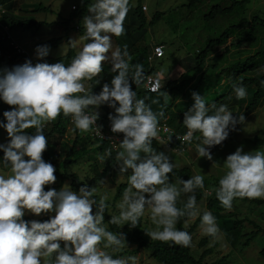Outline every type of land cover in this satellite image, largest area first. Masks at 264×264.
<instances>
[{"label":"clouds","instance_id":"9594fccd","mask_svg":"<svg viewBox=\"0 0 264 264\" xmlns=\"http://www.w3.org/2000/svg\"><path fill=\"white\" fill-rule=\"evenodd\" d=\"M0 4L6 10L0 17V37L4 40L9 32L17 39L12 32L14 27L6 20V16L16 13L8 9L6 2ZM73 6L72 10L76 8ZM129 11L130 0H93L88 4V14L82 19L84 34L77 39L69 38L67 44L75 48L78 41L84 42L68 65L33 64L26 60L11 68H0V100L10 106V110L3 112L4 121H0V128L7 133V142L0 143V151L3 163L9 166L8 174H0V264H138V257L114 258L108 251L127 247V240L125 233L113 232L104 223L110 208L107 192L98 193L97 186L87 183L78 191L68 184L59 191L45 190L57 180L55 166L43 159L48 146L44 133L47 124L63 114L71 117L75 129L81 132L94 129L104 138L103 126L97 124L99 111H90L102 105L114 109V114L108 116L111 132L123 134L115 156L119 174L130 173L122 199L116 204L119 214L109 215L108 224L120 228L128 224L135 228L148 210L154 227L144 233L152 240L191 247L192 235L177 228V223L185 217H199L202 233L214 239L219 237L217 218L209 210L201 213L197 204L195 192L204 189V176L197 174L187 180L177 177L170 181L176 164L164 151L153 147V140L166 145L159 136L160 120L165 118V112L154 111L146 103L147 98H137V92L144 89L143 65L131 63L127 45L123 49L113 46L114 37L126 34ZM78 19L70 22L71 30L79 28L80 24H74ZM35 52L37 59L43 60L50 48L38 45ZM105 63L111 65L115 75L110 83H103L98 94L90 92L84 81L99 76ZM233 92L237 100L248 95L242 81L233 84ZM161 95L165 101L170 98L165 91ZM192 98L194 103L183 119L187 131L177 139L188 143L199 141L195 145L199 158L215 164L211 149L221 145L230 130H235L246 118L234 116L227 104L217 106L206 102L197 92H192ZM163 130L173 133L167 126ZM171 139L169 135L168 140ZM175 146L177 143L171 144L172 151ZM98 159L103 160V156ZM223 167L225 172L214 189L222 207L230 210L236 199H264V150L244 152L241 145L227 155ZM98 184L109 187L104 179ZM182 196H186V201L178 207ZM26 214L35 217L47 214L48 219L26 220Z\"/></svg>","mask_w":264,"mask_h":264},{"label":"rangeland","instance_id":"374dc122","mask_svg":"<svg viewBox=\"0 0 264 264\" xmlns=\"http://www.w3.org/2000/svg\"><path fill=\"white\" fill-rule=\"evenodd\" d=\"M187 0H143V5L147 6V10L144 9L145 15L148 19V21L151 19V17L155 14V12L163 11L167 15L176 12L179 7L186 3ZM84 0H7L6 6L11 12H14L16 14H26L29 13L27 16L30 18H33L35 20H40L46 22L42 27L39 28H24L22 26H15L12 29V32L14 36L17 38L16 40L24 45V47L29 51L31 54L32 59L34 62H37V56L35 49L38 45H46L43 44V41H46L48 39H51L56 36L60 35H66V30L64 29L63 21L65 20V17H69L71 15V12L73 11V5H77V8H81ZM40 3H43L46 7H48L46 12H34L32 9H35L39 6ZM138 3V0H130V11L133 9L132 7H135ZM24 8H27V12H24ZM130 11L127 15L126 20H129ZM180 11H187V8L185 7V10ZM254 13H259L264 16V0H252L251 3L248 6L247 14L248 16H251ZM88 14V12H87ZM86 14V15H87ZM181 15L184 14V12L180 13ZM173 15V14H172ZM82 19H78L76 23L74 24H81L82 25ZM197 20V19H195ZM198 22H195L192 20H186L185 23H179L180 29L175 32L174 29L171 27L169 23L166 22L165 19H161L159 22H157L154 26L149 27L147 26L146 31L148 32L144 36V40L147 41H157L164 43V58L159 60L160 65H156L157 70H161L164 72V77H162L163 85H167L170 83V81H174L173 84H170L171 86H175L181 78H188L192 75H195L194 70H190V73H187L185 70L187 68L192 67L194 65V57L197 48H199L204 43V39H206L208 36H210L212 33L208 32L205 34L204 39H202L203 36L200 37V29L197 24ZM73 24V23H72ZM73 24V25H74ZM38 29V30H37ZM74 29V28H72ZM71 33L68 32L71 39H77L80 35H83L82 33L78 32L76 30H71ZM84 41H78L77 47H75L76 51L78 52L79 47L82 46V43ZM68 41L63 38V40H59V43L56 46H51V44H47L50 48L49 55L50 57H60L64 54H66L69 50L70 44H67ZM258 42L254 45H249L246 42H242V44H238V39L235 37H231L226 45L228 47L233 46L229 49L228 52H225L224 58L218 62V69L212 70L210 68L209 72H205V84L203 85V88L205 89V96H209V94H212L214 99L216 100L219 98V91L224 89L227 82H225L224 76L222 74H219V71L221 67L230 65L234 62L244 60L246 57H248L251 54H254L256 51L260 50L261 48H264V43ZM3 44V43H2ZM124 43L123 39L120 37H114L113 38V46H120L121 49H123ZM5 46V50L10 54V56L15 57L17 54L13 52V50L6 44H3ZM128 47V46H127ZM128 51L130 55L132 56L131 63L134 64L135 62V56L136 54L134 52H137L140 54L139 51H133V47L129 48ZM190 51V52H189ZM225 51V45L217 48L214 50L206 59L205 67L200 70L197 80L190 84L187 88L191 89V85H195V83L198 81L200 75L207 69L208 64L212 63L214 61V57L220 54H223ZM191 53V54H190ZM194 56V57H193ZM20 58H17V64H23L25 60L23 57L19 56ZM155 62V61H154ZM154 62H148L149 66H153L152 64ZM146 63V62H145ZM215 63V61H214ZM213 63V64H214ZM7 67L11 65L10 62L5 63ZM149 68V67H148ZM262 70L259 71L261 73ZM106 72V75L110 77L107 83H110L112 76L115 75L111 71V65L105 63L104 70L99 74V76L94 77V80H99L101 82L104 80V74ZM184 72V74H183ZM184 75L183 77H181ZM197 75V74H196ZM92 81H84L86 89H88L90 92H93L92 89L96 88L91 83ZM134 85V84H133ZM169 85V86H170ZM186 88V89H187ZM102 89V86H98L97 89H95V93H99ZM168 89V88H167ZM166 90L163 89V91ZM216 93H215V92ZM250 91V92H249ZM188 92V91H187ZM252 92H254V88L252 90L248 89V97L249 99L252 98ZM161 94H154L152 95H146L144 98L146 99V102L148 101L149 104H151L154 111H163L165 110L169 104L172 102L169 98L167 104L160 96ZM210 98L212 96H209ZM209 98V99H210ZM156 100L158 103L153 104L152 101ZM235 93H233L229 99L225 101V104L228 105V108L232 107V104L236 101ZM234 101V102H233ZM194 101H191L188 107L193 105ZM187 105V100H182L180 104L174 105L173 109H183ZM187 107V106H186ZM168 109V108H167ZM166 109V110H167ZM238 107L229 109L234 116L238 118L239 115H241V112H238ZM171 116H174V122L178 125L181 118L179 115H174L173 112H171ZM176 114V113H175ZM0 121L1 115H0ZM55 121H52L47 124L45 128L50 129ZM175 124V126H177ZM67 131L65 133V136L61 140H57L54 137L51 139L50 144L48 147L50 149H53L54 152L59 157L58 162V169L59 171H63V159L65 158L67 151L72 146L74 139L76 138V129L72 121L70 119L67 120ZM90 131L88 132H79L81 140L78 144V147L81 145L88 147L87 149L89 152H87L85 155H83L81 158H79L78 163L72 165L70 167L71 172H75L80 175L82 180L90 181L94 177V173H96V170L102 171L104 168L108 167L109 172L102 178L107 181L108 186L105 188L103 185H99L98 181L96 182L95 186L98 188V193H104L107 192L108 195V203L110 204L109 211L112 215H118L119 210L116 208V204L122 199V194L120 196H117L118 188L123 183L126 184L127 187V176L130 173H126L123 175L119 174L118 166L115 161V156L117 151L119 150V144L117 148L113 147L111 144L105 147V150L102 151L100 149V141L101 139L94 140V143L90 144L88 143V137L90 135ZM92 134V133H91ZM199 135V133H197ZM261 136L264 137V105L256 110L254 113L250 114V116L246 117L245 122L243 124H237L235 130H230L229 137L215 150L211 149V152L213 154V160L216 162L213 164V161H209L206 158H199L197 152H196V143L199 141L193 140L192 143H189L186 151H182L183 153H175L172 151L170 145H161L162 148L165 150L166 154H168L173 163L176 164V168H182V167H189L193 171V175L201 174L204 176V180L208 179L215 180L219 179L225 172V169L223 167V162L226 159L227 155L232 154L235 152L237 147L243 146L244 152H250L254 151L256 149L264 150V146H258L254 143L247 142V138L254 137V136ZM91 140V137H90ZM7 142V133L4 131V129L0 128V143H6ZM109 150H111V155H109ZM98 156H103V160L98 159ZM46 161V160H45ZM47 162V161H46ZM9 172V166H6L2 159L0 160V174H8ZM177 177H171L170 181L174 182ZM101 180V179H100ZM70 180L61 181L59 177H57L56 183L53 184L54 188L59 191L63 185L68 184L69 185ZM217 184L208 185L206 186V196L205 199L202 201V203L199 205L200 211L203 212L204 210H209L213 213V215L217 218V224L219 225V228L221 225L228 219V217L232 218H240L243 220L242 224L247 227V230L250 228H253L254 225L250 224L245 220L248 216H250L254 222H256L261 227H264V205L255 206L248 202L243 201H234L233 206L230 210L225 209L221 206L220 202L216 199L215 195V187H217ZM181 198L185 199L186 196H182ZM212 201V208L208 206L207 204L209 201ZM252 205L253 209L250 208ZM217 209V210H216ZM235 213V214H234ZM32 216L31 214H28ZM47 214H43L39 217L32 216L34 219L40 218L42 216H46ZM218 215V216H216ZM142 219V225L144 227L153 228L154 225L151 223L150 219V212L148 210L145 211V215L141 218ZM196 218L191 219L189 222H194ZM108 225L107 223H105ZM126 225V224H125ZM125 225H123L121 228H124ZM109 228V226H108ZM221 229V228H220ZM256 227H254V230ZM110 230V229H109ZM192 253L195 257L199 258L202 252L205 249L212 248V252L205 257V261L207 263H213L218 261L222 258V256H226L227 259L222 264H264V258L260 255V250L264 246V231L260 232L259 235L252 241V243L243 251L238 250L235 248V246H232L229 244L225 234L223 233L221 229V233L218 238H210L209 242L205 245H201V240L204 237H207L204 235L201 231L200 226L195 230V232L192 235ZM127 240V239H126ZM135 246H132L127 241V247L118 250V251H112L111 249H108L109 252L112 254L119 253V256H135L138 257V264H161L154 260L149 252L145 251L144 249L140 250L139 252L135 254L126 253L127 250L134 249ZM118 256V257H119Z\"/></svg>","mask_w":264,"mask_h":264},{"label":"trees","instance_id":"16d2710c","mask_svg":"<svg viewBox=\"0 0 264 264\" xmlns=\"http://www.w3.org/2000/svg\"><path fill=\"white\" fill-rule=\"evenodd\" d=\"M6 1L7 0H0V2ZM251 1L252 0H187L186 3H183L176 12L171 13L169 15H167L163 11L157 10L155 14L151 17V19L148 21L143 9V0H138L137 5L135 7H132L133 9L130 11L131 15L128 16L129 20H125L126 34L121 36L120 38L123 39L124 43H126L129 48L133 47V51L140 52V54L134 52L136 54L134 64L143 65L144 75L148 73L152 74L155 71H158L156 69V65H160L159 60L164 58L165 55L161 57L154 56L152 62H155L152 64L153 66H149L148 62H150V54H152L156 46H164V43L157 42L156 40L151 41V39L150 41L146 42V40H144V36L148 33L146 31L147 26L152 27L161 19H165L166 22L171 25L174 31L177 32L180 29L179 23L183 24L186 22V20H192L194 21V24L195 22H198L197 24L200 29V37L203 36L202 39L206 38V33L211 32L212 34L206 39H204L203 45L197 48L195 57L193 56L194 65L192 67L187 68V70H185L186 72H189L193 69L195 75L198 74L200 70L205 67V62L208 56L218 47L225 45V51L223 52V54L214 57L215 64H212L211 66L207 67V69L203 72V75L197 84V86H203L205 84V72H209L210 68H212L210 71L218 69V62L224 58L225 52H228L230 49L228 45H226V43L231 37L238 38V44L246 42L249 45H254L258 42L264 41V16L259 13H254L251 16H248L247 14L248 6ZM92 2L93 0H84L81 8H77L78 6L75 5L76 8L71 12V15L69 17H65V20L63 21L66 30V35L53 37L51 39L43 41V44H51L56 46L59 43V40L61 41L63 40V38L69 41L70 36L68 32L71 31L70 22L75 18H83L87 14L88 4ZM185 7L187 8V11H180L185 10ZM47 9L48 7L43 5V3H40L39 6L32 11L46 12ZM27 10V8H24V12H27ZM182 12H184V14L181 15L180 13ZM6 20L12 25V27L22 26L24 28L36 29V27L39 28L40 26L42 27L44 24H46V22L44 21L35 20L27 15L21 14L8 15L6 16ZM77 30L80 33L84 34L85 30L83 26H81V24L79 25V28ZM2 43H4V40H2V38L0 37V46L4 47ZM76 54V49L70 45L69 50L66 54L60 57L47 56L43 60H38L37 62H47L50 64L56 62H63L65 63V65H68ZM17 58H20L19 55H16L15 57L2 56V58L0 59V68L7 67L5 65V63L7 62L11 63V65L7 68L15 66L17 64ZM260 70H262L261 73H259ZM219 74H222L224 76L225 82H227V84L224 89L219 91V95L221 94L219 98L215 100L213 98L214 96L212 94H209V96L212 97L210 98L209 96H205L206 102H214L217 106L225 104V101L229 99L230 96L234 93L233 84L238 85L242 81L247 91L248 89L252 90L254 88V92H252V98L249 99V97L247 96L246 99L236 100L235 102L233 101L234 103L229 109L238 107V112L242 111L241 115H244L246 118L264 105V48H261L254 54L249 55L244 60L237 61L230 65L221 67ZM103 76L104 80L101 82V84H97V81L94 79L91 80L92 85L96 87L92 89L94 93L96 91L95 89H97L98 86H102L103 83L108 82V80L110 79V77L106 75V72ZM183 76L184 75H182L181 77ZM189 80L190 79L181 78L179 82L172 87L171 93H173V95L176 97L179 92L184 90L185 86L190 82ZM172 83H174V81H170V83L163 86L161 91L158 93H151L149 91L141 89L139 92H137V98H144L146 95L153 96L154 94H161L163 92V89H165V87L166 89L169 88L171 86L170 84ZM132 87L133 89H136L135 85H132ZM171 107L172 104H170L167 107L168 109H166L169 110L171 109ZM97 108L98 106L93 107L91 109L94 111H99V119L101 120V122L108 121L109 113L114 114V109L108 107L107 105H102L98 109ZM7 110H10V106L0 100V115L2 121H4L3 112ZM167 110L164 111L165 114ZM179 117L181 118V122H179L178 125L174 122L173 118L170 121V125H172L174 128H178L179 130H184V115H179ZM68 119L69 117H65L63 116V114H61V116L57 118V121L53 123L50 129H44V133L48 138V145L50 144L51 139L53 137L57 140H61L65 136V133L68 128ZM175 124L177 126H175ZM28 131L34 132L35 129H29ZM79 132L80 131L76 129V138L74 139L72 146L67 151V154L62 162V172L58 169L57 165L59 162V157L54 152V150L50 149L47 146V150L43 153V159L55 166L56 177H59L62 182L70 180L69 185L74 191H78L79 187L82 186L83 183H87L89 186H95L96 182L102 179L109 172L108 167L104 168L102 171L96 170V173H94V177L90 181H86L82 180L79 174L70 171V167L78 163L79 158H81L83 155L89 152V150L92 149L91 148L88 150V147L84 146L86 142L84 145L78 147V144L81 140ZM96 138L97 137H94V140L99 139ZM87 140L90 144L94 143L91 132ZM246 141L254 143L258 146H264V137L258 135L247 138ZM173 144L175 145L176 143L173 142ZM108 145H110L109 139H101L99 146L102 151H104L105 147H107ZM219 146L220 145L213 147L212 150H215ZM153 147L159 151L165 152V150L160 145V142L157 140H153ZM2 157L3 152L0 151V160L2 159ZM191 176H193V171L189 167L175 168L174 174H170V178L181 177L185 180L189 179ZM218 181L219 179H215L214 181H208V179L204 180V189H197L195 192L198 206L205 199L206 186L213 184L218 185ZM125 187L126 184L123 183L119 186L117 196H120L123 193ZM49 188H54V186L48 185L45 187V190H48ZM98 198L99 196H97V199ZM182 201H186V198H181V202H178V207H182ZM234 201L248 202L255 206L264 205V199H236ZM207 205L212 208V201L210 200ZM250 208L253 209L252 205L250 206ZM109 215L112 214L108 209L105 213L104 223L108 224V220L110 219ZM24 218L26 220L34 219L28 214H26ZM37 219L40 221L47 220L48 215L42 216ZM190 220V218L186 217L181 218L180 221L177 223V228L181 230H186L191 235H193L195 230L200 226V219L199 217H197L192 223L189 222ZM245 220H247L248 223L254 225L256 229L254 230L253 227L247 230V227L242 224L243 220L237 217H228V219L224 221V223L220 227L223 233L225 234L229 244L235 246V248L240 251L246 249L252 243V241L259 235V233L264 231V227H261L256 222H254V220L250 216H248ZM108 226L109 229L113 232L122 231L123 233H125L127 241L132 246H135L134 249L125 251V254H135L140 250L144 249L145 251L149 252L150 256L154 260L161 264H222L227 259L226 256H222V258L216 262L207 263L205 261V257L212 252V248L205 249L200 255V257L197 258L192 253V246L185 248L181 246L172 245L170 242L165 243L157 240H152L144 233V230L148 228L142 225V219L140 220L139 225L135 228H131L128 224H126L124 228H120L116 225L111 224H108ZM210 238L211 237L209 236L202 238L200 242L201 245H205L206 243H208ZM112 255L115 258L118 257L120 254L115 253ZM260 255L264 258V246L260 250Z\"/></svg>","mask_w":264,"mask_h":264},{"label":"built area","instance_id":"2783aa9c","mask_svg":"<svg viewBox=\"0 0 264 264\" xmlns=\"http://www.w3.org/2000/svg\"><path fill=\"white\" fill-rule=\"evenodd\" d=\"M144 9H146V6H144ZM5 7L4 5L0 4V17L2 16V14L5 13ZM4 28L7 30L9 29L7 26H4ZM4 41L6 44V46L10 47L14 53H16L17 55L23 57V59L26 60H31L33 64L34 61L31 58L29 52L27 51V49L20 43L18 42L9 32L6 33V36H4ZM164 54V46L159 45L156 46L152 52V54H150L149 60H153L154 56H158L161 57ZM2 56H10V54L5 50L4 47L0 46V59L2 58ZM144 81L142 83V87L144 89H146L149 92L152 93H157L161 90L162 88V79L159 75L157 74H145L144 75ZM157 89L156 91H153V89ZM90 111H94L92 109H90ZM70 121H71V117H69ZM97 124L102 125V135L105 139H109L110 144L115 148H117L118 144L120 143V141L123 139V134H116V133H112L111 132V127H110V121L108 119L107 122L103 121L101 122V120L99 119L97 121ZM167 126L168 128H171L173 130V133H168L165 132L163 129L164 127ZM187 131V129L185 128L184 130H177L175 129L172 125H170V122H168L167 118H164L162 120H160V131H159V136L161 138H163L164 142L166 145H170L174 142L177 143V146L174 147V150L177 152H181V151H186V148L188 146V142L186 141H181L180 139H177L178 136H182L185 134V132ZM92 136L93 137H97L99 139H104L101 138L99 135H97L95 133V130H91ZM172 135V139L171 141L168 140V136Z\"/></svg>","mask_w":264,"mask_h":264},{"label":"crops","instance_id":"0c3cea01","mask_svg":"<svg viewBox=\"0 0 264 264\" xmlns=\"http://www.w3.org/2000/svg\"><path fill=\"white\" fill-rule=\"evenodd\" d=\"M238 39V38H237ZM263 43H264V41H263ZM262 43V44H263ZM233 46H231V47H229V48H232ZM219 48V47H218ZM216 50V49H215ZM214 63V61L212 62V63H210V64H208V66H211L212 64ZM215 64V63H214ZM156 73H157V75H159L160 77H164V73L163 72H161V71H156ZM184 73V72H183ZM187 73H190V72H187ZM198 75H199V73L197 74V75H192V76H190V77H188L187 79H190L189 81V83L185 86V88H184V90H182L181 92H179L178 94H177V96L175 97L174 95H173V93H171V89H172V87H173V85L172 86H170L168 89H166V90H164L165 92H167L168 94H169V96H170V99H171V103L170 104H172V107H171V109H169V110H167V112H166V114H165V118H167L168 119V122H170L171 120H172V118H174V116L172 117L171 116V112H173L174 113V115H184V113L188 110V106H189V104L191 103V101H194L193 100V98H192V92H197V93H199L200 95H202V96H204L205 97V94H206V92H205V89L203 88V86H197V84H198V82H199V80H200V78L202 77V75H203V73H202V75H200V77H199V79H198V81L195 83V85H191V89H188L187 87L190 85V84H192V83H194L196 80H197V78H198ZM184 79H186V78H184ZM173 84V83H172ZM187 88V89H186ZM188 91V92H187ZM161 98L165 101V99H164V97L161 95ZM184 101V100H187V107L185 106V108H183V109H173V106L174 105H178V104H180V102L181 101ZM148 102V101H147ZM167 104H169L167 101H165ZM169 104V105H170ZM166 110V109H165ZM165 110H163V111H165ZM176 113V114H175ZM173 115V114H172ZM164 119V118H163ZM180 122H181V120H180ZM175 151V150H174ZM176 153V152H175Z\"/></svg>","mask_w":264,"mask_h":264}]
</instances>
